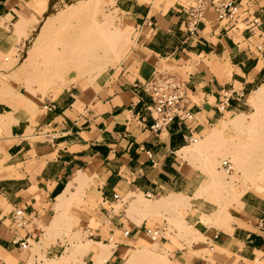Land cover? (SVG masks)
Segmentation results:
<instances>
[{
    "label": "crops",
    "instance_id": "0c3cea01",
    "mask_svg": "<svg viewBox=\"0 0 264 264\" xmlns=\"http://www.w3.org/2000/svg\"><path fill=\"white\" fill-rule=\"evenodd\" d=\"M236 1L241 9L247 5L264 8V0ZM33 2L0 0V32L5 30L3 25L29 17ZM141 2L115 0L129 23L138 27L128 55L92 82L72 83L41 102L42 106L53 101L55 106L44 109L42 117L51 130L48 137L31 139L22 130L5 136L0 128V264L26 261L13 241L24 233L10 225L13 208L34 209L38 220H45L54 196L78 170L93 176L87 194L100 205L101 218L108 223L107 235L95 228L101 242L112 241L110 253L100 264H125L135 247L132 243L149 228L145 218H131L125 211L109 214L103 205L115 200L113 193L123 196L129 190L187 197L184 220L204 236L205 246L195 241L190 250L173 247L177 262L185 258V264L264 262V186L246 190L237 200L240 205L230 204L225 222H204L203 216L217 207L195 196L200 171L178 154L189 136L202 135L220 120L223 114L217 111L216 103L222 90L249 94L264 84V43L256 49V37L245 30L229 29V24L215 18L211 8L204 10L196 35L187 36L183 7L188 0H175L164 10H153ZM161 62L181 68L177 74L185 82V103L193 115L153 131L150 125L154 117L145 109L150 99L139 85ZM243 103L232 99L229 111ZM17 113V119L22 120L23 113ZM35 234L31 232L29 238ZM93 245L83 255V262L94 264L100 247ZM51 251L58 249L49 247L48 253Z\"/></svg>",
    "mask_w": 264,
    "mask_h": 264
},
{
    "label": "bare ground",
    "instance_id": "6f19581e",
    "mask_svg": "<svg viewBox=\"0 0 264 264\" xmlns=\"http://www.w3.org/2000/svg\"><path fill=\"white\" fill-rule=\"evenodd\" d=\"M141 1L150 2L152 0ZM59 3L60 4L57 3V5L55 4L49 8V11L51 9L52 11L51 13H48V17L42 16L39 20L35 21L31 19L30 16L28 18L21 16L12 23L16 34L26 36L24 40L27 42V47L21 55L20 63L22 73L24 74L22 80L25 81V89L32 94H35V90H37L33 87V84L37 85V88L41 93H43V90L45 89L53 88L55 94H57L63 88L68 87L71 82H74L82 76L88 75L90 78L96 77L107 65H115L121 61L123 56H121L122 47L126 46V42L131 39L132 35H134V37L136 36L134 29L131 27L124 29L119 28L114 24V19L111 14L102 13L101 0H60ZM31 8L43 11L47 8V1L34 0ZM5 61L9 64L10 60L7 59ZM4 62H1L3 63L2 65L7 66ZM0 67L2 66L0 65ZM69 73H73V76L70 78L65 76ZM10 93L11 95H15L16 99L21 103V108L27 115V119H31L35 113L34 101L20 91ZM3 95L5 94L3 93ZM247 100L248 103L254 106L253 108H255V111H252L249 114L243 112L235 113L232 116L223 119L219 127H211L212 129L203 137L191 141L192 146L190 144L181 147L178 151L180 157L182 156V158H185L190 154L193 155V153H199V151H202L203 149H211L213 150L212 152L215 151V154L216 152H219L222 153L223 157L229 156L231 158L233 165L231 164L229 169L222 167L225 172L234 169L251 183V187H254L256 184L263 185L264 84L250 92ZM2 101L6 100L2 99ZM15 110L16 109L12 105L6 110L0 112L1 129L7 130L11 127L10 123L12 121L15 120V123L17 122V118L14 116ZM12 123L14 124V122ZM226 128H232L237 131L241 140H235L225 144L222 140L221 132ZM213 159L214 156L210 155L205 159L209 168L210 166L217 165ZM213 162L216 164L213 165ZM212 169L214 168L212 167ZM212 169L210 168L207 179L203 180L200 185L201 187H199V190L195 192V194L203 192L206 189L209 190V188L215 185L220 186L223 181H225L222 180L224 174L214 172ZM226 176H228L230 180L228 183L225 181L222 185H225V183H227L228 186L232 185L235 176L230 174H226ZM90 178V175L88 176L82 170H78L69 178L62 191L54 196L52 207L55 213L48 224L43 226L46 231V235L43 236L44 238L42 240L37 239L35 243H33L36 252L38 251L39 244L48 242V240L51 237L53 238L54 235L56 236V234L58 236L59 232L56 227L65 219L64 208L73 201L75 193L78 190H84L87 181L90 180ZM246 189L247 187H242V189L231 190V193L229 191L228 193L232 195V198L236 201ZM128 192H130V190ZM128 192L125 195H128ZM130 198L129 200L127 198L129 205L141 206V209L146 211L167 206H174L175 208L186 199L184 195L179 193H170L161 196L155 203L148 202L142 204V199L140 202L133 199L134 197ZM138 202H140L141 205H139ZM238 205L240 204L238 203ZM216 211L212 212L210 215L205 214L206 216H203V221L208 223L211 222L210 224L220 223V221L222 223L224 220L222 217L225 215L218 214V212L223 214L218 209ZM183 221L185 230L182 232L191 239V242L198 237L199 239L202 237L200 235L201 233L191 225L187 224L184 219ZM184 226H182V228ZM71 235L73 236H68L70 237L68 245L63 249V252L60 255H55L53 257L44 256L43 261L39 264H64L76 256V254L88 252L90 246L94 243L98 244L100 247V252L95 260L96 262L101 263L110 253L111 245H108L109 243L95 241L91 238L83 239V237H80L77 232H74V234L72 233ZM32 252H34L33 249ZM38 257L42 258V255L39 254ZM31 261L32 258L30 257L26 260L25 264H31ZM168 261V257L165 256V254L156 252L152 250V248L142 247L138 244L130 252L126 264H169ZM186 261L187 259L185 258L183 262L176 261L170 263L185 264ZM96 262L95 264H97Z\"/></svg>",
    "mask_w": 264,
    "mask_h": 264
},
{
    "label": "rangeland",
    "instance_id": "374dc122",
    "mask_svg": "<svg viewBox=\"0 0 264 264\" xmlns=\"http://www.w3.org/2000/svg\"><path fill=\"white\" fill-rule=\"evenodd\" d=\"M46 1H47V8L43 11L42 10L38 11L35 8H32L33 12L30 15L31 19L36 21V20H39L42 16L48 17V13L49 12L51 13V11H52V9L49 11V8L55 4L57 5V3L60 4L59 3L60 0H46ZM170 1L171 0H152V1L144 3V4L150 6L153 10H156V9H161V10L163 9L164 10L170 4H172L175 0H172L171 2ZM141 3H143V2H141ZM101 11L103 14H109V15L111 14V16H113V19H114V24L117 25L119 28L124 29L127 27H131L132 29H134V32L136 33V36L134 37V35H132L131 39L128 42H126V44H125L126 46L122 47V50H121V52H122L121 56L123 55L122 59H121V61H122L128 55L131 48L135 45V42H136L135 40H136V37L138 34V27H136L132 22L129 23V20L126 18V14L123 13L118 8L117 4L115 3V0H103V1L101 0ZM26 18H28V17H26ZM239 26L242 27V24H239ZM3 28L5 29L4 32H0V46H1L0 47V65L2 66V67H0V103H1L0 104V111L7 109L8 105L13 104L14 108L16 109L14 112V116L18 117V115H16V113L20 112V113H23V119L22 120L17 119L16 123L14 120V121H12V122H14V124L12 122L10 123L11 127H9L7 130H4V129H1V130L3 131V135H5V136L11 135V133L14 131L22 130L24 132V134L29 136V138H31V139H45L46 137H48L47 133H51V130H50L49 126L45 124V120L42 119L44 109L41 106V102L45 99L54 98L56 96V94H55L53 88L45 89V90H43V93H41L40 90H38L36 84H33V87H35L37 89V90H35L36 91L35 94H32L25 89V86H24L25 81L22 80L24 77V74L22 73V67H21L20 62H21V55L27 47V42H26V40H24L26 38V36L16 34L14 32V28L12 26V23L6 24L5 26L3 25ZM6 35H8V38L6 37ZM4 39H7V40H4ZM5 57L8 60H10L9 64H7V61H5V60H7ZM1 62H4L5 64H7V66L2 65L3 63H1ZM115 66L116 65L109 64V66L107 65L104 70H107V69H109L111 67H115ZM157 68L167 69L173 73L175 72L176 75H177V72L180 71V69H181L180 67L171 65L169 63H164V62H161ZM183 69H187V68H183ZM65 76L70 78L73 76V73L66 74ZM94 78L95 77L90 78V76L86 75V76H82V77L76 79L74 82H71L70 84L75 83V82H88V83H90L94 80ZM8 90H10V91H8ZM18 91L22 92L25 96L31 98L35 103V107H34L35 113L31 117V119H29V120L27 119V115L25 114V112L21 108V105H20L21 103L16 99L15 95H11V93H10V92L15 93ZM3 93L5 95H3ZM247 97H248V93L245 94L244 103L240 107H238L237 109H234L231 111H229L230 109H228V111L225 110L224 112H222L221 114H223V115L220 118V120L217 123H215L214 125H211L207 130H205L203 132L202 135L196 136V139L203 137L206 133H208L212 129L211 127H213V128L219 127L223 119H225L229 116H232L235 113L243 112V113L249 114L252 111H255V108H253L254 106H252L250 103H248ZM2 99H5L7 101H2ZM3 102L6 103V107L3 104ZM221 134H222V138H223L222 140L225 144H227V142H233L235 140H238V141L241 140L238 132L232 128L224 129L221 132ZM191 143L192 142H187L186 145L188 146ZM191 146H192V144H191ZM190 147H188V148H190ZM206 150L211 151V152L213 151L211 149H205V150L203 149L202 151H199V153L196 152V153H193V155L190 154L189 156H187L185 158H187L188 162L191 163L194 167L198 168L200 171L199 187H201L200 185L203 182V180L207 179L209 172H210V168L212 169V167L214 168V169H212L214 172L224 174L222 180H225L227 183L229 182L230 178L228 176H226V174H228V175L230 174L232 176H235L233 179L232 185L228 186L227 183H225V185H222L225 182V181H223V183L221 184L222 186L221 185L220 186L215 185V186H212L211 188H209V190L206 189L207 191L205 190L203 192H198L195 194V196H202V197L210 200L212 202V206L217 207L214 211H216L218 209L223 213V214H221L218 212V214L226 216V217L225 216L222 217L224 219L223 220V222H224L227 220V217H228V212H227L228 206L230 204H232L233 202L237 203V200L234 201V199L232 198V195H230L228 193V191L231 193V190H235V189L239 190V188L242 189V187H247L246 190H248V189L255 190V188L251 187L250 186L251 183L248 182V180L246 178H243L234 169L232 171L229 170L230 173H229V171L225 172L222 169V166L220 164L222 159H228L230 162V165L231 164L233 165L231 158L229 156L223 157L222 153H219V152H216V154H217L216 155L215 151L212 152L213 153V155H212L211 152H208ZM209 155L214 156L213 160L217 163V165L210 166V168H209L208 163L205 160L207 158V156H209ZM215 162H213V165L216 164ZM88 181H87V184H86L84 190H78L75 193L73 201L64 208L65 219L63 221H61L56 227L57 231L59 232V233L56 232V233H58V236L56 234V236L54 235L53 238L51 237L48 240V242L39 244L37 252L34 249L35 245L33 243H35V241L37 239L42 240L44 238L43 236L46 235V233H45L46 231L43 228V226L48 224V222L50 221V219L52 218V216L55 213V211L52 207L54 199L49 204L50 207L52 208V210L48 213V216H46L45 220H38V218L34 219L36 226L30 227V228L36 234L34 237L29 238L30 245L28 246V248L22 250V252L25 254L26 260L29 259L30 257L32 258L31 264H39L40 262L43 261L44 256L53 257L55 255H60L63 252V249H65V247L68 245V240L71 236H73L71 234L72 233L74 234V232H77L80 237H83V239L91 238L94 240H99V235L95 234V228L100 227L101 230L103 231V233L106 234V230L108 229L107 219L101 218L102 215H101L100 205L97 202H95L93 199L89 198V195L87 193H88V189L90 188V186L93 183L92 177ZM245 185H247V186H245ZM255 186H264V182H263V185L256 184V185H254V187ZM199 187H198L197 191L199 190ZM130 192H132V191H130ZM130 192H128V195L124 194L123 196H121L120 200H114L113 202H111L109 204L108 203L103 204L105 206V208L108 210L109 214H111L112 212L117 213L119 211H125L126 215H128L131 218L139 217V220L145 218L147 221V226L149 227V229H152L156 226H161V227H165V231H166L165 232L166 239L165 240L164 239L156 240V241L151 240L149 238V236L145 232H143L141 234V237L139 238V240L132 243L133 247L139 244L142 247H148L150 249L152 248V250H154L156 252H160V253L165 254V256L168 257L169 264H171V263H174L178 260V259H175V255H174V252L172 250L173 247L181 248L183 246H186L190 250L192 243L195 241L199 243V246H205V244L203 243L205 238L201 234L200 235L202 237H200V239L198 237L197 239H195L191 242L190 241L191 239H189L182 232L185 230L184 221H183L184 217L183 216H184V213L188 207L187 197H185L186 199H184L182 201L183 203H181L180 205H178L175 208H174V206L173 207L170 206L171 208L169 206H167V207H160V208H157L154 210L146 211V210L141 209V206L138 207V206L129 205V203H128L129 198L134 197L133 199H135L137 201H140L142 199V204H143V203H148V202L149 203H155L158 200V198L161 196L146 197L141 192H132V193H130ZM86 197H87V199H86ZM127 198H128V200H127ZM140 202H138L139 205H141ZM139 220H137V221H139ZM212 224H216V223H212ZM182 226H184V227L182 228ZM68 236H70V237H68ZM209 244H211V242ZM108 245H112V241L109 242ZM93 246L95 249L98 248V244L94 243ZM49 247H51V249L53 247L57 248L58 251H51L50 253H48ZM32 249L34 252H32ZM214 249H215V247H214ZM206 250L210 251L208 249H206ZM128 252H129V250H128ZM39 254L42 255V258L38 257ZM78 254H76V256H74L75 258L73 257L74 259L72 258L71 260H69L68 262H66L64 264H84L82 257L85 253H82V254L80 253L79 255ZM36 257H37V259H36ZM125 259H126V257H125ZM95 260H96V256L94 257V264L96 262ZM96 263L100 264L98 262H96ZM259 263L264 264V262H258L257 260L248 262V264H259ZM125 264H126V262H125Z\"/></svg>",
    "mask_w": 264,
    "mask_h": 264
},
{
    "label": "built area",
    "instance_id": "2783aa9c",
    "mask_svg": "<svg viewBox=\"0 0 264 264\" xmlns=\"http://www.w3.org/2000/svg\"><path fill=\"white\" fill-rule=\"evenodd\" d=\"M206 8L213 10L218 21L229 24V29L245 30L250 36L256 37L259 41L256 43L255 48L261 49V45L264 43V8L254 9L251 5H247L245 9H241L236 0H188L183 7V26L187 36L196 35L198 23ZM239 24H242V27ZM139 86L150 99L145 109L154 117V121L150 125L151 130L160 131L174 119L179 121L192 119L193 113L185 103V82L175 72L173 73L164 68H156L149 78L140 83ZM232 99L242 102L245 99V94L242 91L233 89L222 90L216 103L217 111L222 113L228 110ZM54 107L53 101L42 104V108L45 110H52ZM186 140L187 142L195 141L196 136H189ZM221 166L229 169V160L223 159ZM144 196L152 197L154 195L146 192ZM113 198L120 200L121 196L118 193H113ZM37 214L34 209L26 210L21 206L13 208L10 225L24 231L22 236L13 239L19 250H24L30 245L29 237L33 232L30 227H34V219L37 218ZM165 232V227L161 226L146 229V234L153 241L165 240ZM123 233L127 234L128 230ZM83 263L91 264L87 261Z\"/></svg>",
    "mask_w": 264,
    "mask_h": 264
}]
</instances>
